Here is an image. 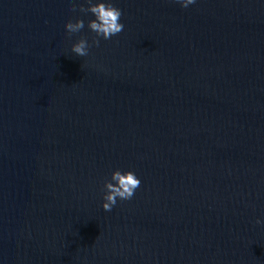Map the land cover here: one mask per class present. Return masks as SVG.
Returning a JSON list of instances; mask_svg holds the SVG:
<instances>
[{
    "label": "water",
    "instance_id": "water-1",
    "mask_svg": "<svg viewBox=\"0 0 264 264\" xmlns=\"http://www.w3.org/2000/svg\"><path fill=\"white\" fill-rule=\"evenodd\" d=\"M0 264H264V0H0Z\"/></svg>",
    "mask_w": 264,
    "mask_h": 264
}]
</instances>
